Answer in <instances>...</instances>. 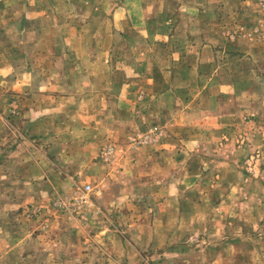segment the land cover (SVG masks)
<instances>
[{"label":"rangeland","instance_id":"rangeland-1","mask_svg":"<svg viewBox=\"0 0 264 264\" xmlns=\"http://www.w3.org/2000/svg\"><path fill=\"white\" fill-rule=\"evenodd\" d=\"M0 103L65 171L0 264H264V0H0Z\"/></svg>","mask_w":264,"mask_h":264},{"label":"crops","instance_id":"crops-1","mask_svg":"<svg viewBox=\"0 0 264 264\" xmlns=\"http://www.w3.org/2000/svg\"><path fill=\"white\" fill-rule=\"evenodd\" d=\"M180 8H183V5ZM185 8L190 12L189 5ZM196 11L199 12V9ZM205 12L209 13V8L201 10L202 14ZM202 27L207 28V25L204 24ZM204 46L216 48L213 44L203 43ZM5 108L6 106L0 103V200L5 201L4 205L20 203L19 201L22 199H25V202H30L33 199L41 198L39 195L46 196L45 200H47L51 189L49 187L50 177L59 178V181L52 183L57 190L65 188V171L54 166L51 171L50 163L54 157L49 155L48 149L43 145L39 147L38 138H35L31 127L39 120L34 121L35 118L28 115V118H22L23 127L16 126V128L4 116ZM29 110L31 109L29 108ZM109 189L114 191L121 187L107 185L104 195H107ZM0 205L2 204L0 203ZM111 231L113 230H100L99 236L104 237ZM117 231L122 236V231Z\"/></svg>","mask_w":264,"mask_h":264}]
</instances>
